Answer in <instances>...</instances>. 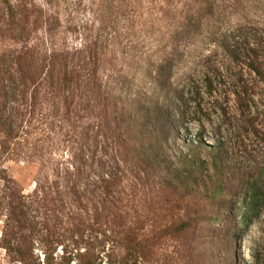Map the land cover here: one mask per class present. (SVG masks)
Returning <instances> with one entry per match:
<instances>
[{
    "label": "trees",
    "instance_id": "1",
    "mask_svg": "<svg viewBox=\"0 0 264 264\" xmlns=\"http://www.w3.org/2000/svg\"><path fill=\"white\" fill-rule=\"evenodd\" d=\"M233 6L0 0V42L10 48L0 51V154L39 166L28 196L0 178L14 263L196 264L207 248L199 256L207 264H240L243 231L264 210V160L243 168L228 162L227 148L201 140L182 152L177 137L185 129L177 75L198 58L210 97L220 48L245 55L264 85V43H230ZM241 83L233 94L243 115L253 96ZM172 151L196 171L176 165ZM170 242L179 245L174 256Z\"/></svg>",
    "mask_w": 264,
    "mask_h": 264
},
{
    "label": "rangeland",
    "instance_id": "2",
    "mask_svg": "<svg viewBox=\"0 0 264 264\" xmlns=\"http://www.w3.org/2000/svg\"><path fill=\"white\" fill-rule=\"evenodd\" d=\"M239 2V3H238ZM232 18L229 21L228 35L230 43L234 47L245 48L246 45L264 43V0H232ZM237 5L235 6V4ZM9 42H0V51H10ZM264 60V50L262 53ZM198 58L188 68H183L177 75L179 86L184 90V105L181 109L185 113L184 128L177 132L179 148L182 152H188L190 146L202 141L209 148L225 147L229 153V163L237 164L240 167H249L256 161L264 160V85L250 72L246 66L245 55L232 57L220 48L211 57V75L214 79V86L218 91L213 97L207 95L208 84L205 80L207 68L199 63ZM187 69H191V79L183 80ZM218 70V72H217ZM239 78H242V85H246L253 96L249 109L242 115V108L237 103L235 91L240 89ZM8 94V108L17 111L16 90ZM200 93L201 95H198ZM201 104V107H199ZM38 125V124H37ZM35 136V135H34ZM33 136V137H34ZM1 141V135H0ZM174 155V162L183 169L196 171L197 167L188 166L184 155ZM204 164L200 173H210L209 160L203 156ZM39 166L27 164L17 157L8 154H0V178H6L17 184L24 195H31L35 188V180L38 176ZM0 179V188L2 186ZM198 208H192L188 212L193 214ZM9 214L6 211L0 213V264H17L8 257L4 249V236L6 222ZM10 233V230H9ZM10 238V235L8 236ZM6 238L7 240L9 238ZM242 240L239 246L240 264H264V210L258 218L252 220L248 228L243 231ZM170 248L173 255V248L179 247L175 242ZM207 248H198L195 257L196 264H207L202 256L207 257ZM38 252L35 253L37 256ZM174 256V255H173ZM182 256V254L180 255ZM178 257V255H177ZM42 260V257H41ZM201 262V263H200Z\"/></svg>",
    "mask_w": 264,
    "mask_h": 264
}]
</instances>
